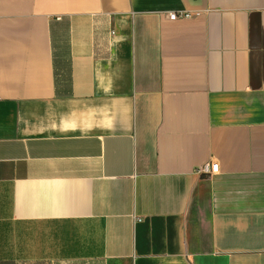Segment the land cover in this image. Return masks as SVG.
Masks as SVG:
<instances>
[{
  "label": "crops",
  "instance_id": "1",
  "mask_svg": "<svg viewBox=\"0 0 264 264\" xmlns=\"http://www.w3.org/2000/svg\"><path fill=\"white\" fill-rule=\"evenodd\" d=\"M0 264H264V0H0Z\"/></svg>",
  "mask_w": 264,
  "mask_h": 264
},
{
  "label": "built area",
  "instance_id": "2",
  "mask_svg": "<svg viewBox=\"0 0 264 264\" xmlns=\"http://www.w3.org/2000/svg\"><path fill=\"white\" fill-rule=\"evenodd\" d=\"M193 16V14L189 11H180V12H168L167 17L170 20H177V19H189ZM219 170V163L212 162V163H205L197 168V172L201 174H212L216 173Z\"/></svg>",
  "mask_w": 264,
  "mask_h": 264
}]
</instances>
